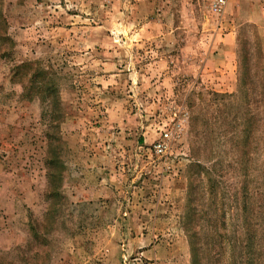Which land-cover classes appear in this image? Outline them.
Segmentation results:
<instances>
[{"label": "rangeland", "instance_id": "obj_1", "mask_svg": "<svg viewBox=\"0 0 264 264\" xmlns=\"http://www.w3.org/2000/svg\"><path fill=\"white\" fill-rule=\"evenodd\" d=\"M213 1L0 0V264H264V1Z\"/></svg>", "mask_w": 264, "mask_h": 264}, {"label": "built area", "instance_id": "obj_2", "mask_svg": "<svg viewBox=\"0 0 264 264\" xmlns=\"http://www.w3.org/2000/svg\"><path fill=\"white\" fill-rule=\"evenodd\" d=\"M225 3L226 0H214L210 7L211 12L215 15L221 16ZM178 127H180V123H177V128ZM161 136L162 137L153 145V151L156 155L163 156L168 152L169 141L173 136L171 132H164Z\"/></svg>", "mask_w": 264, "mask_h": 264}, {"label": "crops", "instance_id": "obj_3", "mask_svg": "<svg viewBox=\"0 0 264 264\" xmlns=\"http://www.w3.org/2000/svg\"><path fill=\"white\" fill-rule=\"evenodd\" d=\"M263 7H264V4L262 5ZM225 7H226V3H225V6H224V9H223V12H224V10H225ZM223 14V13H222ZM222 16V15H221ZM256 14L255 13H251V15L249 16V20L251 21V22H255V21H257L258 19L256 18ZM214 84V83H213Z\"/></svg>", "mask_w": 264, "mask_h": 264}]
</instances>
